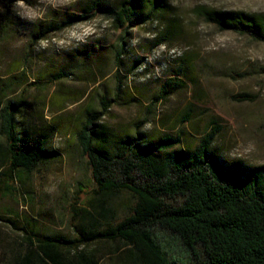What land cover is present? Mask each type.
I'll return each instance as SVG.
<instances>
[{
    "label": "rangeland",
    "instance_id": "obj_1",
    "mask_svg": "<svg viewBox=\"0 0 264 264\" xmlns=\"http://www.w3.org/2000/svg\"><path fill=\"white\" fill-rule=\"evenodd\" d=\"M86 1L35 0L31 6L24 3L27 7L18 3L11 24L5 32L0 31V88L12 77L23 80L3 100L17 99L25 91V99L33 106L30 120L57 123V134L50 143L56 158L38 166L29 179L16 183L13 191L0 198V264H27V258L28 264H42L35 256L28 257L24 228L75 236L73 218L97 190L76 134L83 126L85 112H101V94L107 92L109 99L113 98L119 82L136 102L112 103L108 113L100 116L98 122L113 132H140L146 142L180 135L186 148L193 150L216 122L221 130L212 149L220 160L264 165V60L259 58L264 56V43L222 32L200 12L205 8L264 17L261 0H167L169 11L150 24L129 30L121 67L115 57L123 44L122 33L105 16L93 20L98 27L96 34L83 40L68 37L71 43L65 47L51 44L44 48L34 42V24L72 14ZM32 12L41 17L27 16ZM171 22L178 25L175 38L164 48H153L156 35ZM57 35L62 33L48 38ZM182 60H187V74L178 76L184 81L183 88L167 99L156 100L164 82L183 67ZM62 72L72 75L56 80ZM33 83L37 85H30ZM237 95L254 96L255 100L237 102L233 99ZM245 148L254 150L242 159L240 153ZM111 202L118 205L111 217L117 222L129 214L134 200L120 193ZM157 235L177 264L187 263L189 252L179 241L163 231ZM91 249L104 258L103 262L130 264L129 249L123 245L100 243Z\"/></svg>",
    "mask_w": 264,
    "mask_h": 264
},
{
    "label": "trees",
    "instance_id": "obj_2",
    "mask_svg": "<svg viewBox=\"0 0 264 264\" xmlns=\"http://www.w3.org/2000/svg\"><path fill=\"white\" fill-rule=\"evenodd\" d=\"M34 1L23 3L31 6ZM18 3L0 0L1 32L11 24ZM167 11V0H87L72 14L34 24L32 38L37 43L76 22L105 16L122 33L123 44L115 57L121 67L129 30L150 24ZM200 12L222 32L231 31L264 43V17L260 15L205 8ZM177 32L178 25L169 23L156 35L153 48L169 43ZM186 62L182 60L180 71L160 87L156 100L167 99L183 88L184 81L178 76L187 74ZM69 75L72 72L55 77L60 81ZM22 82L12 77L0 88V198L13 191L16 183L29 179L38 166L56 158L50 143L57 134V123L30 120L33 106L25 99V91L17 99L3 100ZM34 83L30 85L36 86ZM233 99L252 102L255 97L237 95ZM134 102L136 98L119 82L113 98L109 99L107 92L101 94V112H85L76 136L97 190L73 218L74 237L24 228V240L30 247L28 257L35 256L42 264H69L75 256L83 257L84 248L93 243L119 242L129 249L133 264H177L157 235L163 231L189 252L186 264H264V165L220 160L212 149L221 130L216 122L211 123L193 150L186 148L180 135H164L146 142L140 132L122 135L98 122L112 103ZM120 193L131 195L134 203L125 218L111 221L110 215L118 210L111 199ZM85 262L82 259V264Z\"/></svg>",
    "mask_w": 264,
    "mask_h": 264
},
{
    "label": "clouds",
    "instance_id": "obj_3",
    "mask_svg": "<svg viewBox=\"0 0 264 264\" xmlns=\"http://www.w3.org/2000/svg\"><path fill=\"white\" fill-rule=\"evenodd\" d=\"M68 2H71V0H68ZM172 2L175 3L176 0H172ZM19 3L21 7H27L26 5H24L23 0H19ZM261 3H264V0H261ZM27 16L32 18L41 17L39 13L35 12L29 13L27 14ZM94 19L95 18H92L91 20L76 22L66 28H63L61 30L62 35L53 36L51 40L49 38H41L38 43L44 48H48L51 44H55L60 47H65L71 43L68 37H72L75 40H83L84 38L89 37L98 32L97 24L93 23ZM105 26H107V22H105ZM200 27L201 29H203L204 25H201ZM160 47L164 48L165 46L161 45ZM259 58L264 60V56H261ZM253 150L254 149L252 148H245L243 153H240V158L244 159L245 156L250 155Z\"/></svg>",
    "mask_w": 264,
    "mask_h": 264
},
{
    "label": "crops",
    "instance_id": "obj_4",
    "mask_svg": "<svg viewBox=\"0 0 264 264\" xmlns=\"http://www.w3.org/2000/svg\"><path fill=\"white\" fill-rule=\"evenodd\" d=\"M111 217H112V215H110V218ZM100 243H109V244H116V245L120 244V245H123L122 243H119V242H114V243L113 242H96V243H93V244L87 246V249L84 251V256L83 257L75 256L74 259H71L69 261L70 262L69 264H82V259L86 260L85 264H124L122 262L121 263H106V262H103L104 261L103 257H101L100 255L98 256L97 254L92 252V249L89 251V248L93 247L94 245L100 244ZM65 253H66L65 251L61 250V254H63L65 257H68V259L71 258V256H68ZM113 255H116V254L114 253V254H112V256ZM129 262H130V264H133L131 258H130Z\"/></svg>",
    "mask_w": 264,
    "mask_h": 264
}]
</instances>
